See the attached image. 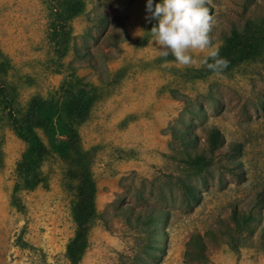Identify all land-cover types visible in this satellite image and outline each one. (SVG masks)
I'll list each match as a JSON object with an SVG mask.
<instances>
[{"label": "rangeland", "instance_id": "rangeland-1", "mask_svg": "<svg viewBox=\"0 0 264 264\" xmlns=\"http://www.w3.org/2000/svg\"><path fill=\"white\" fill-rule=\"evenodd\" d=\"M81 1L83 12L62 31L54 11L61 0H0L16 108L48 97L72 72L100 94L78 128L97 211L78 264H264V48L223 73L200 63L206 50H192L195 63L181 66L152 43L146 0ZM206 7L217 48L232 30L264 20V0ZM9 122L0 111V264H70L65 165L49 158L44 182L16 192L24 143ZM209 128L224 148L198 171L186 152L206 149ZM181 134L196 146L186 149ZM231 144L239 151L228 153ZM233 210L251 212L253 233L238 231Z\"/></svg>", "mask_w": 264, "mask_h": 264}, {"label": "trees", "instance_id": "trees-1", "mask_svg": "<svg viewBox=\"0 0 264 264\" xmlns=\"http://www.w3.org/2000/svg\"><path fill=\"white\" fill-rule=\"evenodd\" d=\"M83 9L81 0H61L54 9L59 17V28L64 31L66 22L82 13ZM263 48L264 20L258 25L247 24L241 32L232 30L218 48L220 56L229 61L223 72L246 60L256 59ZM9 70L10 62L0 50V111L24 143V150L14 168V189L16 192L33 190L44 182L42 166L49 158L57 157L64 163L63 188L72 197L75 226L74 235L66 247V258L70 264H78L88 247V235L97 218L96 185L78 128L87 120L91 108L100 98L98 88L72 72L48 97H32L25 108H16V88L6 80ZM181 138L186 149L196 146L195 139L188 134H181ZM223 141L218 129L209 128L206 149H196L193 154L186 152L185 163L202 171L216 154L223 151ZM228 149V153H235L239 151V145L231 144ZM232 217L238 231L253 233L255 219L251 212L233 210ZM199 240V236L193 238V241Z\"/></svg>", "mask_w": 264, "mask_h": 264}, {"label": "clouds", "instance_id": "clouds-1", "mask_svg": "<svg viewBox=\"0 0 264 264\" xmlns=\"http://www.w3.org/2000/svg\"><path fill=\"white\" fill-rule=\"evenodd\" d=\"M145 11V20L156 22L149 33L162 57L191 66L195 63L192 50H206L202 65L215 73L227 68L229 61L220 56L210 37L213 25L206 0H146Z\"/></svg>", "mask_w": 264, "mask_h": 264}]
</instances>
